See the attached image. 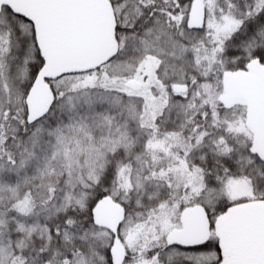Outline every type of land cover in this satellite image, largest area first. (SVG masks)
<instances>
[{
  "label": "snow or ice",
  "instance_id": "1",
  "mask_svg": "<svg viewBox=\"0 0 264 264\" xmlns=\"http://www.w3.org/2000/svg\"><path fill=\"white\" fill-rule=\"evenodd\" d=\"M0 264H264V0H0Z\"/></svg>",
  "mask_w": 264,
  "mask_h": 264
}]
</instances>
